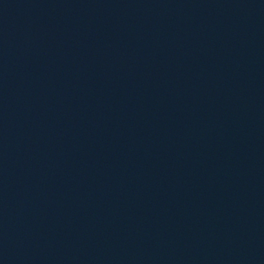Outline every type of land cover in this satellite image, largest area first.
Wrapping results in <instances>:
<instances>
[{
  "label": "water",
  "instance_id": "1",
  "mask_svg": "<svg viewBox=\"0 0 264 264\" xmlns=\"http://www.w3.org/2000/svg\"><path fill=\"white\" fill-rule=\"evenodd\" d=\"M0 264H264V0L0 52Z\"/></svg>",
  "mask_w": 264,
  "mask_h": 264
}]
</instances>
